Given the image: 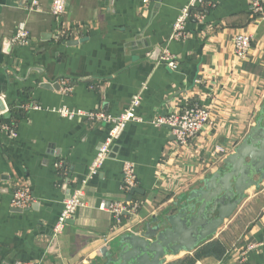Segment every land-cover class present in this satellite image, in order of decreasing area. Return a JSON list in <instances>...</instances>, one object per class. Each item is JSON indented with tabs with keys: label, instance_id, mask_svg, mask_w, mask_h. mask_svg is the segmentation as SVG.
Instances as JSON below:
<instances>
[{
	"label": "crops",
	"instance_id": "0c3cea01",
	"mask_svg": "<svg viewBox=\"0 0 264 264\" xmlns=\"http://www.w3.org/2000/svg\"><path fill=\"white\" fill-rule=\"evenodd\" d=\"M30 1L0 0V98L18 133L15 139L0 135V264H104L103 253L117 251L121 236L141 235L154 217L176 213L175 203L224 167L225 158L213 153L217 145L227 157L233 154L261 116L264 15L253 13L251 0H202L184 36L172 40L188 0H68L61 23L73 35L66 42L55 38L52 0H39L34 8ZM21 22L30 33L24 47L12 43ZM246 30L255 39L247 59L240 60L233 36ZM166 48L178 62L176 70L161 58ZM137 94L145 123L127 125L88 183L86 205L54 237L64 199L87 177L110 129L54 111L101 109L118 116ZM29 101L42 109L19 110ZM188 104L207 108L211 119L198 140L178 148L170 129L150 121L180 113ZM127 162L135 166L141 190L130 200L122 189ZM21 182L30 188L34 205L19 212L11 200ZM116 202L138 203L139 209L113 229L110 206ZM214 240L222 241L227 254L196 264H264V183L246 192Z\"/></svg>",
	"mask_w": 264,
	"mask_h": 264
},
{
	"label": "built area",
	"instance_id": "2783aa9c",
	"mask_svg": "<svg viewBox=\"0 0 264 264\" xmlns=\"http://www.w3.org/2000/svg\"><path fill=\"white\" fill-rule=\"evenodd\" d=\"M68 0H52V15L56 22V35L55 38L60 41H70L73 35V30H68L61 23L66 10H67ZM150 0H142L143 4H148ZM251 9L253 13L259 18H263L264 15V0H251ZM188 4L181 10L179 16L177 17L176 23L174 25V33L171 36L172 40H178L184 36L186 26L190 22V19L197 17L198 13L195 10L200 7L202 0H188ZM39 5V0H31L30 7L34 8ZM16 33L12 39V43L15 46H28L30 42L29 29L24 22L17 25ZM234 50L235 55L240 60H246L249 56L252 43L255 39L254 34L250 30L240 31L234 34ZM162 60L165 62L172 70L178 68V62L175 57H173L169 50L166 48L164 54L162 55ZM65 84V83H64ZM64 91L66 93L72 91L71 85L68 83L65 86ZM142 102V97L137 94L133 97L130 105L126 110L118 115L113 116L103 112L101 109H95L91 111H85L81 109H70L68 107H62L56 109L57 112L62 117L67 118L71 121L74 119H82L87 122H92L95 124L110 125L109 135L107 139L102 143L96 157L93 159L89 173L84 180H81L78 184L79 186L74 192L66 197L63 201L64 209L57 219V224L54 227L53 235L54 237L62 234L67 228L69 222L76 215V212L86 205L84 197L88 183L99 175L102 166L109 159L112 150V145L121 138L124 134L127 125L131 122L143 124L145 123L137 112ZM5 113L9 114L8 118H5L2 114L0 115V135L6 134L9 137L15 139L18 138L16 122H10L12 118L11 110L6 104ZM41 106L38 103L29 101L22 103L19 106V110L22 112H31L41 110ZM211 119V112L207 108L201 107L200 105H186L180 113H166L156 119L150 121L154 126L158 128H163V126L170 129L171 134L175 138V144L178 148H181L187 144H190L193 140H198L204 127L209 123ZM215 158L223 160L227 157L226 149L217 145L214 150ZM61 168V165H57ZM123 168V179H122V189L129 193L132 189L138 187L137 183V173L135 166L127 162ZM15 189L13 197L11 200V205L13 208L18 210L30 209L34 204V198L31 194V190L25 183L15 184ZM104 208V205L102 206ZM139 209V204L134 202L129 203H112L110 210L112 212L114 225L113 229L120 228L124 223V217L134 216ZM244 261V260H243ZM15 264H33L30 261L16 262Z\"/></svg>",
	"mask_w": 264,
	"mask_h": 264
},
{
	"label": "water",
	"instance_id": "95a60500",
	"mask_svg": "<svg viewBox=\"0 0 264 264\" xmlns=\"http://www.w3.org/2000/svg\"><path fill=\"white\" fill-rule=\"evenodd\" d=\"M78 43L71 41L70 45ZM42 87L60 89L50 83ZM6 109L5 98L1 97L0 115L8 118ZM223 163L224 167L205 179L200 189L191 191L185 201L175 203L176 213L154 217L141 235L121 236L117 251L103 253L104 264H167L172 262L170 257L192 255L217 237L225 222L237 212L246 192L264 183V107L250 133ZM140 192L138 187L132 189L128 200Z\"/></svg>",
	"mask_w": 264,
	"mask_h": 264
},
{
	"label": "trees",
	"instance_id": "16d2710c",
	"mask_svg": "<svg viewBox=\"0 0 264 264\" xmlns=\"http://www.w3.org/2000/svg\"><path fill=\"white\" fill-rule=\"evenodd\" d=\"M227 254L226 247L222 241L212 238L207 243L203 244L193 255L185 256L183 259H178L167 264H196L204 257H214L217 260L222 259Z\"/></svg>",
	"mask_w": 264,
	"mask_h": 264
},
{
	"label": "rangeland",
	"instance_id": "374dc122",
	"mask_svg": "<svg viewBox=\"0 0 264 264\" xmlns=\"http://www.w3.org/2000/svg\"><path fill=\"white\" fill-rule=\"evenodd\" d=\"M250 193H252V191H251ZM188 255H189V254H188ZM188 255H184V257H185V256H188ZM192 255H193V254H192ZM184 257H183V258H184ZM183 258H182V259H183Z\"/></svg>",
	"mask_w": 264,
	"mask_h": 264
}]
</instances>
